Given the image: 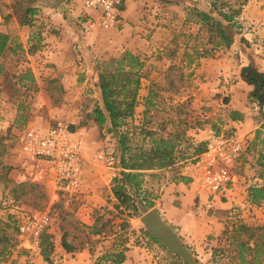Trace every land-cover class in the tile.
<instances>
[{"label": "rangeland", "instance_id": "rangeland-1", "mask_svg": "<svg viewBox=\"0 0 264 264\" xmlns=\"http://www.w3.org/2000/svg\"><path fill=\"white\" fill-rule=\"evenodd\" d=\"M25 2L28 0H0V30L11 37L9 50L0 56V264H115L103 257L124 247L128 249L125 256L129 250L138 251L133 264H185L165 245L148 237L141 222L146 212L140 210L128 217L114 208L112 184L121 171L115 156L118 136L109 134L108 127L101 130L92 113L101 101L100 71L113 70L116 60L131 52L145 63L136 124L144 120L145 99L149 87L155 85L156 107L147 116L153 119L154 128L173 120L168 130H178L184 120L191 127V136L200 134L198 128L238 135L245 141L246 150L234 173L244 178L246 185L248 181L264 184V120L258 105L244 96V90L235 92L236 100L242 98L258 125H253L252 135H242L227 122L235 95L232 89L243 65L240 54L216 48L212 56L196 55V51L201 52L203 47L211 50L213 45L208 43L206 29L190 16V9L212 12L211 0H130L123 23L114 29L95 26V12L84 10L65 28L48 29L52 36H63L65 47L61 52L44 38L46 26L27 12ZM27 21L30 24L26 25ZM238 21L239 28L233 29L237 31L235 38L242 39L248 53L264 64V0H249ZM60 122L83 141L81 186L74 193L61 191L49 180L34 182L32 165L19 153L20 137L28 128ZM182 147L187 148L186 143ZM196 159L187 162L198 166ZM163 173L145 172L144 191L155 204L160 198L161 181L174 177L171 172ZM23 182L28 186L16 191ZM229 211L232 214L224 220L214 256L204 258L190 251L196 264L240 263V243L248 240L246 234L238 232L242 226L264 235V202L260 206L233 205ZM33 213L49 217V224L37 238L19 231L22 221ZM100 214L106 215L104 233L91 235L89 227ZM43 233L51 236L54 245L50 263L41 254ZM64 236L75 248L73 252L63 248ZM29 240L35 248L28 245ZM249 242L254 246V239Z\"/></svg>", "mask_w": 264, "mask_h": 264}, {"label": "trees", "instance_id": "trees-1", "mask_svg": "<svg viewBox=\"0 0 264 264\" xmlns=\"http://www.w3.org/2000/svg\"><path fill=\"white\" fill-rule=\"evenodd\" d=\"M248 1L211 0L212 12L196 7L190 9V16H194V22L200 24L201 29H206L208 43L213 45L211 50L203 47L201 52L196 51L197 58L212 56L216 48L230 49L233 46L237 34V31L233 29L239 28L238 19ZM27 12L31 16L37 13L34 10ZM28 24L30 23L27 21L26 25ZM9 42V35L0 32V56L9 50ZM115 63L113 70L100 71L98 86L101 101L94 109L92 116L101 130L108 127L109 134L114 133L118 136L115 156L117 167L121 171L113 179L112 184L114 208L119 214L132 217L135 212L140 210L147 212L155 206V200L150 198L143 189L145 172L168 170L176 177L179 167L189 159L196 162V158L204 153L206 145L205 142H197L195 135H190L191 127L184 120L177 126L178 130H168V125L175 122L173 120L163 121L157 128L153 127V119L147 116L151 109L156 107L154 101L158 97V90L155 89V85L149 87L145 99L144 120L141 125L136 124L135 114L139 107L141 71L145 63L131 52H125L123 57ZM240 75L244 82L253 87L249 97L256 102L264 119V72L253 65H248L241 69ZM230 118L233 121L242 120L241 114L236 111L231 112ZM80 125L84 126L85 122ZM72 129L75 130L74 127ZM183 143H186L187 148H191L192 152L188 153L189 149L183 148ZM26 186L28 184L23 182L15 189L22 190ZM248 201L251 205L260 206L264 202V185L250 187ZM105 220V214L98 215L93 225L89 227V234L102 235L105 230L103 223ZM238 232L246 234L248 238L247 241L240 243L241 264H261L264 257V241H262L264 235H256L254 229L245 226L240 227ZM148 237L159 243L149 234ZM250 239H254V246L250 245ZM62 246L67 252L75 250L65 236L62 239ZM40 249L44 260L50 263L54 245L49 234H42ZM127 250V247H124L119 253H108L103 260L123 264ZM247 256L252 258L247 260Z\"/></svg>", "mask_w": 264, "mask_h": 264}, {"label": "crops", "instance_id": "crops-1", "mask_svg": "<svg viewBox=\"0 0 264 264\" xmlns=\"http://www.w3.org/2000/svg\"><path fill=\"white\" fill-rule=\"evenodd\" d=\"M129 1L124 16L129 10ZM23 6L27 11L34 10L37 12L33 17L40 19L38 24L46 26V32L43 33L44 38L48 42L53 43L54 49L58 52H61L65 47V42H61L63 36H52V34H49L48 29L58 28L60 30L61 28H65L73 18H76L85 10L78 3L73 4L71 0H28ZM92 16V20H94L96 15L93 14ZM35 22L37 23V21ZM93 23L97 26L95 20ZM0 32L8 35L6 31L0 30ZM241 40L235 38L234 44L230 48L232 51L230 52L237 55L240 54V61L243 63L242 68L253 65L259 71L264 72V64L260 63V59L248 53L245 44ZM240 73L241 70L236 78L238 80L236 86H233L232 91L238 93L242 90L243 93L244 90L246 93L244 96L247 97L253 90V87L241 79ZM235 95L234 97L232 96L234 100L232 99L230 102L232 104L230 112H239L242 120L233 121L229 115L227 122L230 127L238 129L240 134L252 135L253 125L257 122H255L254 117L244 107L245 102L242 98H240L239 102L236 100L237 95ZM208 134L206 131L195 135L197 142H205ZM148 172L170 173L168 170H153ZM202 178V168L199 165L197 166L192 162L184 163L179 167V172L176 177L161 181L159 185L160 198L156 201L155 208L159 210L164 223L177 233L182 243L188 249L190 248L189 251H196L201 254L200 257L209 258V256H214L215 248L218 246V241L224 231V220L230 219L229 216L232 213L229 210L231 206L237 204L249 206V188L253 185L262 186L264 184H253L251 181H248L246 185L244 184V178L241 177L233 191L227 195L228 200L226 201L225 199L221 200L220 197L212 196L202 184ZM145 187H147V180L144 182L143 189ZM261 213L264 215V211H261ZM28 245L35 248L34 242H30V240L28 241ZM136 253L138 251L129 250L123 264H133V258ZM212 261L216 260L212 258ZM236 264H241V262Z\"/></svg>", "mask_w": 264, "mask_h": 264}, {"label": "built area", "instance_id": "built-area-1", "mask_svg": "<svg viewBox=\"0 0 264 264\" xmlns=\"http://www.w3.org/2000/svg\"><path fill=\"white\" fill-rule=\"evenodd\" d=\"M87 11L95 12L96 25L103 29L118 28L123 23L128 0H77ZM199 133L208 132L205 151L198 160L202 168V184L212 196L228 198L239 181L234 166L246 150L243 138L238 135L217 134L211 129L198 128ZM83 141L76 137L63 123L52 126L28 128L20 137L19 153L35 171L34 182L49 180L66 193L77 192L83 172ZM49 224L47 214L33 213L19 226L22 234L39 237Z\"/></svg>", "mask_w": 264, "mask_h": 264}, {"label": "water", "instance_id": "water-1", "mask_svg": "<svg viewBox=\"0 0 264 264\" xmlns=\"http://www.w3.org/2000/svg\"><path fill=\"white\" fill-rule=\"evenodd\" d=\"M1 22L2 15L0 11V23ZM141 222L152 238L165 245L172 254L180 257L185 264H196L195 258L184 246L177 233L164 223L157 208L147 211L142 216Z\"/></svg>", "mask_w": 264, "mask_h": 264}]
</instances>
